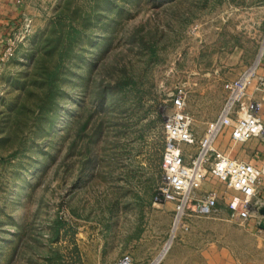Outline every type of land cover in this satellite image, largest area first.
<instances>
[{
    "label": "rangeland",
    "instance_id": "rangeland-1",
    "mask_svg": "<svg viewBox=\"0 0 264 264\" xmlns=\"http://www.w3.org/2000/svg\"><path fill=\"white\" fill-rule=\"evenodd\" d=\"M5 3L16 17L0 44V264L147 263L171 230L172 205L157 201L170 100L263 59L264 0ZM67 34L58 63L52 44ZM205 128L193 126L199 138ZM255 142L224 153L248 155ZM183 148L186 161L197 152ZM205 192L218 215L189 218L160 264L261 260L264 225L231 219L209 173Z\"/></svg>",
    "mask_w": 264,
    "mask_h": 264
},
{
    "label": "built area",
    "instance_id": "built-area-1",
    "mask_svg": "<svg viewBox=\"0 0 264 264\" xmlns=\"http://www.w3.org/2000/svg\"><path fill=\"white\" fill-rule=\"evenodd\" d=\"M9 51V50H8ZM262 58L238 78L223 83L224 101L217 118L204 135L196 139L191 130V117L185 111L187 92L180 88L170 100V108L162 131L164 149L161 156V183L157 196L172 205V222L168 240L162 250L145 264H160L176 239L177 232H187L188 219L218 215V197L214 192L196 194L206 174L217 179L225 191L228 216L240 223L262 221L259 210L264 201L257 197L264 183V165L255 166L218 149L219 138L228 135L232 145L252 139L264 144V76L257 74ZM254 83V84H253ZM252 87V91H249ZM197 146L195 155L186 161L184 146ZM113 264H136L130 255H123Z\"/></svg>",
    "mask_w": 264,
    "mask_h": 264
},
{
    "label": "crops",
    "instance_id": "crops-1",
    "mask_svg": "<svg viewBox=\"0 0 264 264\" xmlns=\"http://www.w3.org/2000/svg\"><path fill=\"white\" fill-rule=\"evenodd\" d=\"M16 17L15 12L13 9L8 8L6 3L0 6V44L2 40H4L5 30L6 26L9 24V20L14 19ZM257 74L260 76H264V57L261 62V66L257 71ZM230 81V80H227ZM226 82L223 81L221 85H218L216 81H214V85L211 84L210 89H207L204 94H200L199 96H189L185 111L188 113V115L191 117V130L193 134L195 135L196 139H200L197 136V133L193 130V126L197 125H204L207 126L212 123L218 116L220 109L222 107V103L224 101V91H223V83ZM254 84V83H253ZM249 91H252V87H250ZM225 96V95H224ZM262 119H264V107L261 113ZM204 129V131L206 130ZM223 139H220L218 141V149L220 151L224 152V148L228 146L229 144L232 145V143L229 140V136L226 134L225 137H222ZM256 142L253 144V146L249 150L248 155L240 156L237 159L246 161L252 165L259 166L264 165V144H262L259 140L255 139ZM243 145V144H242ZM235 146V145H233ZM232 146V147H233ZM241 146V145H238ZM257 197L264 201V183L259 187ZM226 213L228 215V212L226 210ZM255 226V227H254ZM254 232L258 233L257 227L254 223ZM260 243L261 247L264 248V231L261 233ZM207 264L211 263V259L206 261ZM246 264H264V257L261 258V260H255L252 262H247Z\"/></svg>",
    "mask_w": 264,
    "mask_h": 264
},
{
    "label": "trees",
    "instance_id": "trees-1",
    "mask_svg": "<svg viewBox=\"0 0 264 264\" xmlns=\"http://www.w3.org/2000/svg\"><path fill=\"white\" fill-rule=\"evenodd\" d=\"M70 37L71 35L69 34H67L66 36L60 35L55 41H53L52 55L56 58V61H58V63H60L67 54V46L69 44ZM56 70L57 69H53L50 73L47 74L46 83L49 86H51L56 80Z\"/></svg>",
    "mask_w": 264,
    "mask_h": 264
},
{
    "label": "water",
    "instance_id": "water-1",
    "mask_svg": "<svg viewBox=\"0 0 264 264\" xmlns=\"http://www.w3.org/2000/svg\"><path fill=\"white\" fill-rule=\"evenodd\" d=\"M259 214H260V216L262 217V221H261V223H260V227H262L263 225H264V207L262 208V209H260L259 210ZM258 226V227H259Z\"/></svg>",
    "mask_w": 264,
    "mask_h": 264
},
{
    "label": "bare ground",
    "instance_id": "bare-ground-1",
    "mask_svg": "<svg viewBox=\"0 0 264 264\" xmlns=\"http://www.w3.org/2000/svg\"><path fill=\"white\" fill-rule=\"evenodd\" d=\"M263 50H264V49H263ZM263 50H262V51H263ZM262 51H261L260 53H262Z\"/></svg>",
    "mask_w": 264,
    "mask_h": 264
}]
</instances>
